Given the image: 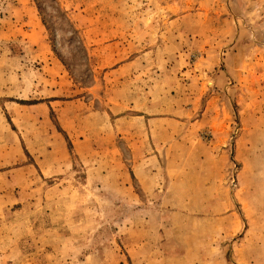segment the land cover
<instances>
[{
	"label": "rangeland",
	"instance_id": "1",
	"mask_svg": "<svg viewBox=\"0 0 264 264\" xmlns=\"http://www.w3.org/2000/svg\"><path fill=\"white\" fill-rule=\"evenodd\" d=\"M0 264H264V0H0Z\"/></svg>",
	"mask_w": 264,
	"mask_h": 264
}]
</instances>
